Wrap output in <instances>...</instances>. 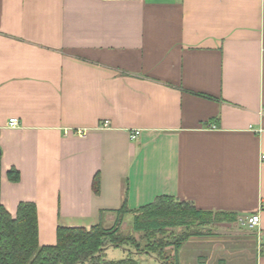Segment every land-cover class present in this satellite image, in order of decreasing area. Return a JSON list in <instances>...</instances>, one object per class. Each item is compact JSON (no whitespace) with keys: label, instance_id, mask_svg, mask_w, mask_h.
Masks as SVG:
<instances>
[{"label":"crops","instance_id":"crops-1","mask_svg":"<svg viewBox=\"0 0 264 264\" xmlns=\"http://www.w3.org/2000/svg\"><path fill=\"white\" fill-rule=\"evenodd\" d=\"M0 150V203L36 205L40 246L167 196L232 215L226 252L264 264L240 224L264 242V0H0Z\"/></svg>","mask_w":264,"mask_h":264},{"label":"trees","instance_id":"trees-1","mask_svg":"<svg viewBox=\"0 0 264 264\" xmlns=\"http://www.w3.org/2000/svg\"><path fill=\"white\" fill-rule=\"evenodd\" d=\"M19 178L15 169L7 172L10 182ZM98 188L95 177V193ZM126 215L131 216V222L124 232ZM234 221L230 214L199 211L189 203L162 196L136 211L128 210L124 203L110 227L101 223L88 230L58 227L55 245L40 246L36 205L20 203L12 218L0 203V264H138L137 256L141 255L158 264H178V251L191 238L208 237L211 225ZM109 248H120L126 255L106 260ZM169 248L171 254L167 253Z\"/></svg>","mask_w":264,"mask_h":264},{"label":"rangeland","instance_id":"rangeland-1","mask_svg":"<svg viewBox=\"0 0 264 264\" xmlns=\"http://www.w3.org/2000/svg\"><path fill=\"white\" fill-rule=\"evenodd\" d=\"M129 222V223H128ZM131 221L125 220L123 225V231L126 232L129 230V224ZM227 230L215 226L214 224L210 226L209 233L210 236L215 237V240L212 242L215 243H208V244H201V243H193L190 245L184 244L181 249L178 251V264H219V260L225 262V258L232 260L230 264H235L234 259L235 255H231L226 251L228 249L233 250L235 249L232 244H228L222 240L224 236L234 237L233 233H226ZM138 237V236H137ZM194 240V239H193ZM200 241V240H194ZM171 249H167V253L171 254ZM107 255V260L109 261H116L120 260L125 257V252L120 248H109L108 251L105 252ZM205 262H200V258H205ZM198 258V262L196 259ZM248 258V257H247ZM209 260V261H208ZM138 264H158L155 259L146 258L144 255L137 256ZM208 261V262H207ZM248 264V263H247ZM249 264H252L251 262Z\"/></svg>","mask_w":264,"mask_h":264},{"label":"built area","instance_id":"built-area-1","mask_svg":"<svg viewBox=\"0 0 264 264\" xmlns=\"http://www.w3.org/2000/svg\"><path fill=\"white\" fill-rule=\"evenodd\" d=\"M8 126L10 128H16L18 127V121L16 119H11L9 120ZM109 126L108 121H105L103 123V127L107 128ZM139 131H134L131 134V139L137 138L139 135ZM76 135L83 137L85 135L84 131L81 130H76L75 132ZM262 160H264V154L262 155ZM240 224L248 229H256L257 230V254L261 255L264 254V242L260 239V232H259V226H260V216L259 213L251 215L247 217L244 220L240 221Z\"/></svg>","mask_w":264,"mask_h":264}]
</instances>
